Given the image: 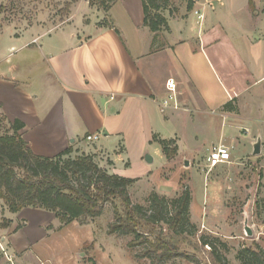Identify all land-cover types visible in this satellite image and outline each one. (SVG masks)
<instances>
[{"label": "crops", "instance_id": "crops-1", "mask_svg": "<svg viewBox=\"0 0 264 264\" xmlns=\"http://www.w3.org/2000/svg\"><path fill=\"white\" fill-rule=\"evenodd\" d=\"M175 6L172 16L165 12L169 30L157 34L154 49L141 0H116L107 14L78 15L49 32L29 28L9 35L0 50V117L22 122L27 146L45 157L66 148L75 153L87 134L99 133L93 153L109 157V172L138 181L152 173L151 149L162 153L152 135L174 138L165 132L183 113L205 125L202 130L220 121L223 132L214 145L242 130L252 144L260 139L263 154L264 0ZM105 15L120 37L97 25ZM168 78L176 83L180 109L161 107ZM227 102L235 109L223 110ZM146 153L152 162L144 160ZM99 164L104 166L100 158ZM2 217L1 245L14 264H42L44 248L65 227L54 213L37 208H4ZM8 263L0 250V264Z\"/></svg>", "mask_w": 264, "mask_h": 264}, {"label": "rangeland", "instance_id": "rangeland-1", "mask_svg": "<svg viewBox=\"0 0 264 264\" xmlns=\"http://www.w3.org/2000/svg\"><path fill=\"white\" fill-rule=\"evenodd\" d=\"M172 1L178 5L186 0ZM100 10L89 0H0V34L3 36L0 50L4 49L9 35L16 36L29 28L38 34L49 32L78 15L94 18ZM178 104V109L182 108L179 100ZM7 126L1 120L0 133L6 132ZM202 126L205 125L188 121L185 113L176 116L170 132H165L175 134L176 155L167 159L163 153L159 155L151 149L155 157L152 173L147 179H136L128 189L131 201L142 205L153 191L171 198L189 189L190 219L196 227L194 235L172 236L164 224L152 226L139 224L141 222L137 224L140 233L137 240L132 235L109 234L108 224L114 222V206L108 203L99 217L76 220L82 227L73 222L65 225L59 236L50 241L49 249L44 248L42 264H216L209 246L201 244L202 236L215 244L225 264H237L236 255L242 248L264 249V153L260 150L258 155H253L252 143L241 137L245 133L231 131L233 140L224 142L230 148L229 162L209 170L205 156L223 131L220 121L211 130H202ZM226 131L225 135L229 130L226 128ZM79 148V152L94 154V143H83ZM99 158L104 166L99 164ZM108 158L105 153L95 154L98 165L107 171L112 164ZM185 160L188 165H184ZM4 208L7 209L0 199V226L7 221L2 217ZM244 223L250 235L246 234ZM222 243L226 244V251ZM159 255L165 259L159 262Z\"/></svg>", "mask_w": 264, "mask_h": 264}, {"label": "trees", "instance_id": "trees-1", "mask_svg": "<svg viewBox=\"0 0 264 264\" xmlns=\"http://www.w3.org/2000/svg\"><path fill=\"white\" fill-rule=\"evenodd\" d=\"M89 1L96 3L105 14L116 2ZM141 1L143 24L153 33L150 47L154 49L157 34L169 30L164 12L167 11L172 16L176 6L172 0ZM186 4L190 9L192 0H186ZM108 17L106 15L97 25L113 28L120 37L119 31ZM222 109L232 111L235 108L227 102ZM0 119L5 121L2 117ZM22 127V122L14 120L8 123L6 132L0 133V199L8 211L14 213L27 207L43 209L54 213L63 225H67L82 217H99L105 205L110 203L114 206V222L108 224L109 234L132 235L137 240L140 238L138 222L152 226L164 224L172 236H190L196 233L195 224L190 219L189 189L185 188L181 194L171 198L153 191L146 198L145 204L133 203L128 189L136 181L135 178L109 173L98 165L95 154L79 152V149L73 153L72 148H66L53 157L37 155L22 138ZM152 140L160 145L167 159L176 155L178 146L175 138H162L154 133ZM159 236H162V232ZM200 242L209 246L210 256L216 264H225L223 254L217 251L214 243L206 236H202ZM221 245L223 251H226V244ZM157 258L160 262L165 256L159 255ZM236 260L237 264H264V249L242 248L238 251Z\"/></svg>", "mask_w": 264, "mask_h": 264}, {"label": "built area", "instance_id": "built-area-1", "mask_svg": "<svg viewBox=\"0 0 264 264\" xmlns=\"http://www.w3.org/2000/svg\"><path fill=\"white\" fill-rule=\"evenodd\" d=\"M201 16V15H199ZM165 88H166V94L165 97L162 99L160 102L161 107L163 109H168V108H173V109H178L179 104L177 100V91H176V83L173 78H168L165 82ZM99 133H92V134H87L84 137V141L86 143H94L99 139ZM230 148L222 143L216 144L212 146L206 156H205V164L206 168L212 169L213 167L217 166L218 164L221 163H226L229 162L230 160ZM0 250L2 251L3 255L7 260L11 263L14 264L12 259L13 256L9 255L6 253V250L2 247L0 244Z\"/></svg>", "mask_w": 264, "mask_h": 264}, {"label": "water", "instance_id": "water-1", "mask_svg": "<svg viewBox=\"0 0 264 264\" xmlns=\"http://www.w3.org/2000/svg\"><path fill=\"white\" fill-rule=\"evenodd\" d=\"M252 154L253 155H258L260 153V150H261V141L259 138H257V140L252 144ZM144 160L148 163L152 162V157L146 153L144 155ZM184 165H188V161L185 160L184 161ZM244 229H245V232L247 235H250V230H249V227L246 225V223H244Z\"/></svg>", "mask_w": 264, "mask_h": 264}]
</instances>
